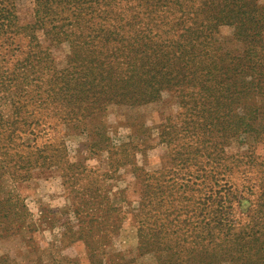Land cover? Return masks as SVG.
<instances>
[{
  "label": "rangeland",
  "instance_id": "obj_1",
  "mask_svg": "<svg viewBox=\"0 0 264 264\" xmlns=\"http://www.w3.org/2000/svg\"><path fill=\"white\" fill-rule=\"evenodd\" d=\"M167 1H195L198 8L205 0H120L114 6L116 13L112 12L127 19V26L123 32L107 23L104 26L125 37L134 36L130 43L155 40L156 33L173 39V29L160 18L165 14L157 9ZM227 1H233L232 6L253 1L259 13L264 9V0ZM125 5H132L126 15L122 14ZM219 9L201 10L204 23L193 29L191 43L197 41L201 55H220L222 68L236 64L245 72L236 78L235 86L237 90L239 84L247 85L241 89L250 93L245 99V125L257 133L229 134L210 155L219 161L214 173L226 172L223 177L228 179L230 172L236 192L247 199L233 205L229 220L257 237L264 232V35L261 44L253 47L250 38L236 34L234 23H225ZM187 12L185 16L193 13ZM186 24L191 26V21ZM89 27V0H0V120L12 118L13 104H24V114L32 115L13 126L24 146L18 151L15 142L12 151L37 157L32 166L31 159L24 158L28 168L14 174V180L0 179L2 191L15 194L23 206L10 208L15 209V217L8 227L14 228L0 239V264H264V251H260L264 248H250L245 238L238 243L236 235V245L227 252L222 240L216 250H206L199 243L205 168L196 155L194 161H181L199 149L197 135L202 129L220 131L241 112L219 107L223 100L201 104L202 98L187 102L185 111L175 90H163L156 101L139 103L135 98L139 91L122 89L121 75L115 77L118 82L103 84L102 89V84L98 89L91 87L89 48L107 34L93 37ZM122 46L116 45L114 51L118 53ZM249 49L255 56L246 55ZM133 50L137 63L141 58ZM100 51L109 53L103 47ZM231 58H237L236 63ZM210 59L206 67L211 70L217 64ZM248 61L253 75L246 74ZM53 81L58 83L55 88ZM200 87L197 84L189 91L198 92ZM45 99L47 105H43ZM207 111L216 113L219 120L205 122L198 116ZM185 113H193L196 123L208 125L194 124L196 142L181 131ZM35 121L40 125H34ZM41 126V135L36 136L34 131ZM145 190L153 192L148 220L143 210ZM191 224L195 228L189 235ZM171 231L176 232L170 235ZM155 240L157 244H150Z\"/></svg>",
  "mask_w": 264,
  "mask_h": 264
},
{
  "label": "trees",
  "instance_id": "obj_2",
  "mask_svg": "<svg viewBox=\"0 0 264 264\" xmlns=\"http://www.w3.org/2000/svg\"><path fill=\"white\" fill-rule=\"evenodd\" d=\"M120 0H89V31L93 32V37L97 33L107 34L105 37L98 39V43L93 46L94 48H89V65H92L89 72V77L91 78L89 84L91 87L99 88V84L116 83L121 75L122 79L121 85L122 89L134 93H137L138 102L147 103L156 101L158 95L161 91H171L175 90L178 93L177 99L179 106L186 111L185 104L190 100H199L202 98V103L208 105L210 101L223 100L220 106L228 107L231 106L235 110H239L240 113H236L235 121L231 125L223 127L220 131L214 130L213 128H207L205 131L202 129L201 134L197 139L199 144V151L197 148L190 151L189 156L184 159L182 157L181 161L184 163H189L194 161L195 155L199 160V165L205 168V174L202 175V187L204 188V193L202 195V201L199 203L201 211L199 213V222L202 225V234L200 235L199 243H204V248L206 250H216L222 247L224 252L229 251L232 247L236 245V241L233 239L236 235L238 243L242 240L248 239L251 243V247L264 248V232L260 233L257 237H251L248 231L239 230L240 227H236L234 220H229L233 205H240V202H247L246 197L238 195L236 192V181L232 180L230 172L227 173V178L225 179L223 175L226 172H216L214 173V167H218L219 161L215 156L210 154L216 148L218 141L222 142V138L232 134L240 137L241 134L251 135L257 133L253 127H247L245 125L246 115L248 108L245 106L246 96L250 93L241 89L247 87L246 84L241 83L235 86V80L241 74L245 73L240 66H232V68H222L220 66L222 60H220V55L217 53L211 54H200V46L196 45L197 41L192 42V31L193 29H199L204 19L199 15L201 10L207 13L210 10H214L216 7H220L224 14L223 19L227 24H233L236 27V34L250 38L253 42V47L259 46L261 36L264 35V9L261 13L255 8L253 1L248 2H234L227 0H205L199 4L198 8L194 7L195 1H183V3H177L172 1L160 2L157 9L160 14H165L160 16L161 20H167L170 29H173L172 35L175 38H163L160 34L156 33L153 36L156 37L155 40H148L147 43L144 40L138 39L133 43L129 40L134 36L125 37L119 34V31H110L104 24L115 26L121 31L125 26H127V19L121 15H113L116 13L114 10L115 3ZM248 4V6H246ZM132 5H125V9L122 14L126 15ZM245 7V8H244ZM160 8V9H159ZM219 9V10H220ZM112 10H114L112 12ZM184 10L193 11L190 16H185ZM198 10V14L195 11ZM188 12L186 14H188ZM118 14V13H117ZM136 15H132L135 17ZM95 21V22H94ZM109 21L115 22V24H110ZM191 21V26H188L186 22ZM99 25L97 26V23ZM93 27V28H92ZM123 32V31H122ZM180 32V33H179ZM248 33V34H247ZM142 34V33H138ZM251 34V35H250ZM256 38V40H254ZM245 44L248 41H245ZM116 45H123L122 48H117V52L114 51ZM131 46L132 48H129ZM103 47L104 50H108L109 53L105 51H100ZM93 49V50H92ZM97 49V50H96ZM134 49V50H133ZM197 49V50H196ZM133 52L136 55H140L141 60H137L134 57ZM263 50V49H262ZM148 51V54H146ZM247 56H255V51L247 50ZM97 52L95 55L91 53ZM131 54V55H130ZM264 54V53H261ZM97 56H101L100 59ZM122 56V57H121ZM212 56V57H211ZM211 61L216 60V64L211 70L208 69L207 59ZM237 58H231L234 62ZM131 63V64H130ZM236 63V62H235ZM246 74H254L253 69L250 67V61H248ZM218 68V73H215V68ZM216 74V75H215ZM215 76V77H214ZM126 77V80L123 78ZM213 78L212 86L207 89L206 84L211 82ZM230 81H233L230 83ZM225 83V84H223ZM57 82L53 81L51 86L55 88ZM200 84L201 89L198 92H190L189 90L195 85ZM233 84V85H232ZM225 89V90H223ZM223 91H229L226 94ZM21 92V91H20ZM187 97V98H186ZM131 100V97H129ZM48 101L45 99L43 105H47ZM23 112V114L20 112ZM203 112V111H202ZM199 112L198 116L207 122L211 120L212 122H217L219 116L213 111H207L206 113ZM226 112L231 113V110H226ZM25 105L21 103V107H16L13 104L12 118L9 121L0 120V135L5 137H0V179L3 177L10 178L14 180V174L20 173L22 169L28 168V163L25 162L24 158H29L28 155L19 154L17 151H12L14 148V143L16 142V150L21 151L20 147H23V141L17 133L13 126L19 124L21 120H26L27 116H31L32 113L28 115L24 114ZM38 115V114H36ZM189 115V116H188ZM197 118L193 113H185L183 127L181 131L188 133L185 137H190L192 142H196L195 135L197 132V127H206V124H199L195 122ZM34 125H40L39 122L35 121ZM194 124L197 126L195 128ZM29 127L31 125H25ZM42 127V126H41ZM8 130L6 132L5 130ZM41 130H35L36 136L41 135ZM164 133V131L162 132ZM29 134H35L29 131ZM166 139V138H161ZM184 145V144H183ZM185 153V152H183ZM35 155L31 159V166L36 163L37 157L36 153H31ZM196 158V159H197ZM202 158H207V161H202ZM9 169H5V168ZM213 171V172H212ZM225 180V181H224ZM169 181V180H168ZM2 183L0 181V239L12 230L14 227H8V223L15 217V209L10 211L11 207L14 205H20V199L13 193H4L1 189ZM193 190H190L192 192ZM146 194V205L143 210L146 211L144 218L149 219L151 213H153V205L151 202L152 191L145 190ZM150 193V195L148 194ZM194 192L192 196H194ZM23 208V206H22ZM197 208L194 209L196 211ZM195 217H193L194 219ZM142 219V217H141ZM192 226V227H189ZM187 231L193 233L195 225H189ZM239 230V231H238ZM151 231V228H149ZM238 231V232H237ZM176 231H171L169 234L173 235ZM234 232V233H233ZM145 235H147L145 233ZM221 237V239H220ZM251 237V238H250ZM174 238H176L174 236ZM222 240V241H221ZM193 242V240H191ZM237 243V244H238ZM148 244V243H147ZM150 244H157L156 240ZM163 243H161L162 245ZM166 246V245H165ZM260 251H264L261 249ZM256 262V261H255Z\"/></svg>",
  "mask_w": 264,
  "mask_h": 264
}]
</instances>
